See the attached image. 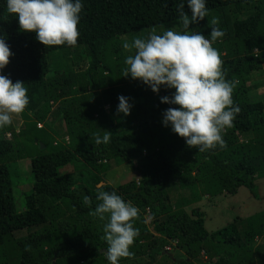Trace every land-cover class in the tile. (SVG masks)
<instances>
[{
	"label": "trees",
	"instance_id": "obj_1",
	"mask_svg": "<svg viewBox=\"0 0 264 264\" xmlns=\"http://www.w3.org/2000/svg\"><path fill=\"white\" fill-rule=\"evenodd\" d=\"M178 2L82 0L76 45L45 46L35 32L20 30L15 14L0 0V38L12 53L0 74L23 82L29 99L18 114L20 126L12 118L0 128V264H107L102 254L106 221L90 214L101 190L115 191L138 209L133 226L139 235L129 248L133 255L119 263L140 264L138 259L148 256V263L157 264H264V210L211 233L205 213L187 209L207 195H236L242 187L259 197L256 179L264 180V0H207L206 17L190 25V31L210 39L211 21L218 20L224 35L211 45L225 78L235 82L232 100L239 107L232 126L221 132L225 146L203 152L162 124L163 110L178 106L160 97L171 96L174 89L161 85L153 92L124 75L129 55L121 39L179 22ZM185 12L191 14L187 5ZM130 52L134 55L135 49ZM259 89L261 96L251 95ZM120 95L132 105L127 116L116 112ZM105 131L110 142L95 144V136ZM24 159L34 184L20 212L11 168ZM115 159L129 164L137 178L99 186L107 182L109 161ZM77 164L85 169L62 172ZM85 195L90 205H84ZM172 241L181 257L164 251Z\"/></svg>",
	"mask_w": 264,
	"mask_h": 264
},
{
	"label": "clouds",
	"instance_id": "obj_2",
	"mask_svg": "<svg viewBox=\"0 0 264 264\" xmlns=\"http://www.w3.org/2000/svg\"><path fill=\"white\" fill-rule=\"evenodd\" d=\"M206 2L179 0L176 11L180 30L169 29L161 34L154 30L146 38H134L131 44L127 41L122 44L126 50L135 49L134 55L125 58L124 75L139 79L153 92H158L161 85L174 89L171 96L160 97L162 103L178 106L163 110L162 124L200 152L217 145L225 146L221 132L232 126L239 112L232 100L235 82L225 78L222 60L210 43L224 35L217 27L218 20L213 18L211 21L210 39L190 31V25L206 17ZM5 3L7 12L15 14L20 30L35 32V39L43 45H76L82 0H5ZM185 5L190 9V15L185 12ZM11 54L5 40L0 38V70L9 63ZM26 93L23 82L13 83L0 74V128L12 123V114L24 111L29 102ZM118 101L116 112L124 116L130 114L129 98L120 95ZM43 125L38 123L39 128ZM94 140L97 145L108 144L110 132L96 135ZM96 200L99 203L90 214L106 221L102 239L107 247L102 254L107 264H119L120 258L133 255L129 248L139 235L133 226L138 209L115 191H98ZM83 203L90 205L87 195L83 197ZM170 250L165 247L164 251Z\"/></svg>",
	"mask_w": 264,
	"mask_h": 264
},
{
	"label": "rangeland",
	"instance_id": "obj_3",
	"mask_svg": "<svg viewBox=\"0 0 264 264\" xmlns=\"http://www.w3.org/2000/svg\"><path fill=\"white\" fill-rule=\"evenodd\" d=\"M242 16L243 15H240V17ZM169 29L174 31L180 30L181 29L180 22L167 24L159 29H146L141 31L140 33L123 37L120 42L121 47L125 41L131 44L134 38H146L154 30L156 34H161L163 31ZM122 50L127 55H131V53L133 52L130 51H134V48L126 50L122 47ZM262 92L263 91L261 89L254 90L251 92V95L257 98L258 96H261ZM12 118L15 119V125L19 127L20 124L22 123V120L19 118L18 114H12ZM25 160L26 159H24V161H19L15 163V165L11 168V172L13 174V180H14V187H13L14 197L16 199L18 211L20 212L27 208V204H28L27 196L31 192L32 185L34 184V178L31 173V167L30 166L28 168L25 167V165H28V163H26L27 161ZM109 164H110L109 165L110 168L106 176L107 182L101 183L99 186H103L106 183L111 184L113 186H118L120 184L127 183L137 178L135 171L126 162L120 159H115L109 161ZM82 169H85V166L83 164H77L74 166L63 168L62 172L78 173ZM16 170L18 171L19 175L17 174ZM256 187H257V194L259 197H254V195L251 193V191L248 188L242 187L239 189L236 195L220 194L217 197L214 196L212 198H210L209 195H207L202 199L201 202L194 204L193 206L188 207L187 209L188 211H191L192 208H198L199 210L204 212L206 219V224H205L206 229L209 232L214 233L225 228L238 217L246 218L264 210V180L262 178L256 179ZM146 220L150 224V228L153 229L149 215L146 217ZM176 243L177 241H172V243L170 244L171 250L168 252H170L171 256L174 255L175 257H181V253L174 249ZM159 257L161 258L162 255H160ZM148 260L149 257L145 256L143 258H139L138 263L157 264L158 262V260H155L152 263H148ZM136 262L137 260L136 261L133 260L131 262H127V264H135ZM119 264H126V263H119ZM167 264H169V261L167 262Z\"/></svg>",
	"mask_w": 264,
	"mask_h": 264
},
{
	"label": "built area",
	"instance_id": "obj_4",
	"mask_svg": "<svg viewBox=\"0 0 264 264\" xmlns=\"http://www.w3.org/2000/svg\"><path fill=\"white\" fill-rule=\"evenodd\" d=\"M147 212H148V214H147V216H148L150 214V211L148 210ZM170 249H171L170 246H166V250H170Z\"/></svg>",
	"mask_w": 264,
	"mask_h": 264
},
{
	"label": "water",
	"instance_id": "obj_5",
	"mask_svg": "<svg viewBox=\"0 0 264 264\" xmlns=\"http://www.w3.org/2000/svg\"><path fill=\"white\" fill-rule=\"evenodd\" d=\"M40 146H41V148H44V147H45V145H44V144H40Z\"/></svg>",
	"mask_w": 264,
	"mask_h": 264
}]
</instances>
